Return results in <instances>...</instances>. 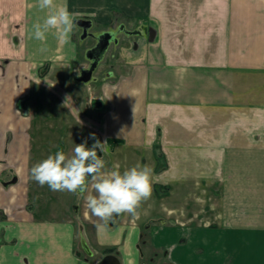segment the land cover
<instances>
[{"label":"crops","instance_id":"0c3cea01","mask_svg":"<svg viewBox=\"0 0 264 264\" xmlns=\"http://www.w3.org/2000/svg\"><path fill=\"white\" fill-rule=\"evenodd\" d=\"M55 2L74 14L68 44L54 30L45 45L29 38L46 15L37 0H0V264H149L157 251L159 264H264V0ZM120 25L125 34L109 31ZM94 59L114 78L94 99L107 137L160 151L161 184L214 189V223L162 220L146 237L136 220L91 233L30 211L25 104L43 74L82 73ZM129 120L136 129L122 133Z\"/></svg>","mask_w":264,"mask_h":264},{"label":"rangeland","instance_id":"374dc122","mask_svg":"<svg viewBox=\"0 0 264 264\" xmlns=\"http://www.w3.org/2000/svg\"><path fill=\"white\" fill-rule=\"evenodd\" d=\"M125 26L120 25L109 31L125 34L127 29ZM86 33H89V29ZM94 72L88 81L79 79L82 73H52L46 76L43 74L40 84L35 85L27 104L23 106L25 114L31 120L30 174L27 195L30 211L39 218L72 220L78 226V230L83 228L93 232L95 223L100 220L88 209L85 198L78 193L52 191L47 185L40 186L32 179L31 168L58 150L71 156L76 145L87 140V146L91 147L95 140H99L107 143L106 154L98 151V155L106 161L104 171L118 168L123 172L140 164L148 165L155 177L152 197L142 203L138 210L139 218L125 213L117 216L115 222L109 224L118 225L136 220L147 237L151 229L149 225L159 226L162 220L167 224L177 223L187 227L214 223L215 212L220 209L218 201L214 200L216 206L214 204L212 206L210 197L214 198V189L211 190L208 185L161 184L158 182L160 176L157 175L160 173L157 166L162 165L160 155L141 148H133L129 138L113 141L112 138L107 137L104 128V122L108 119L106 105L104 103L101 110L97 106L98 100L94 99L101 97L106 81L114 78L111 79L103 71ZM138 117H135V122ZM134 121H122L121 132H134L136 129ZM124 122H127V125H124ZM93 134H95L94 138ZM216 189L219 190L220 187ZM89 193L95 194L90 185L85 196ZM218 199L220 198L217 194ZM82 240L83 238L81 243ZM77 242L79 243V235ZM146 249L148 250L147 247ZM147 253L146 259L150 261L149 264L165 261L163 251H157L155 254Z\"/></svg>","mask_w":264,"mask_h":264},{"label":"clouds","instance_id":"9594fccd","mask_svg":"<svg viewBox=\"0 0 264 264\" xmlns=\"http://www.w3.org/2000/svg\"><path fill=\"white\" fill-rule=\"evenodd\" d=\"M36 6L46 15L42 22L38 19L33 23L29 38L45 45L47 34L54 30L56 38L68 44L75 20L67 5H58L55 0H37ZM45 50V47L41 48V51ZM106 145V142L95 140L88 147L85 140L75 146L71 156L58 150L31 168V177L40 186L47 185L52 191L78 193L84 197L88 209L102 222L97 225L98 230L106 229L121 214L139 218L138 210L143 202L151 199L155 181L153 170L148 165L137 164L123 172L118 168L104 171L106 161L98 151L106 154ZM89 185L95 194L85 196Z\"/></svg>","mask_w":264,"mask_h":264},{"label":"water","instance_id":"95a60500","mask_svg":"<svg viewBox=\"0 0 264 264\" xmlns=\"http://www.w3.org/2000/svg\"><path fill=\"white\" fill-rule=\"evenodd\" d=\"M86 23L87 21H84V20L79 21V25L83 27L84 31H87V28L89 27L88 24ZM108 43H109V40H107L104 43L99 44L98 48H96L95 50L99 49L101 52H105L108 47ZM97 63H98V59H94L91 67L87 70L82 71V75L79 77V79L84 80V81L90 80ZM82 243L85 246L86 251L88 252L87 243L84 239L82 240ZM115 261H116V257L114 255H107L106 257H104V259L101 261L100 264H115Z\"/></svg>","mask_w":264,"mask_h":264},{"label":"trees","instance_id":"16d2710c","mask_svg":"<svg viewBox=\"0 0 264 264\" xmlns=\"http://www.w3.org/2000/svg\"><path fill=\"white\" fill-rule=\"evenodd\" d=\"M156 153H157L158 155H160V159H161V162H162V165L158 164V166H160V167L157 166V168H158L159 171H160L162 168H165V167H166V163L164 164V162H165V158H164V155H163L160 151H157V150H156ZM163 161H164V162H163Z\"/></svg>","mask_w":264,"mask_h":264}]
</instances>
